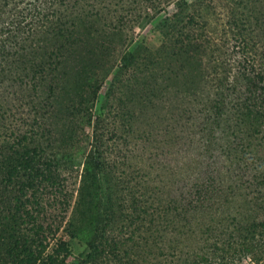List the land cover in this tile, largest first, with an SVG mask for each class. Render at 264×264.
<instances>
[{"label":"rangeland","instance_id":"rangeland-1","mask_svg":"<svg viewBox=\"0 0 264 264\" xmlns=\"http://www.w3.org/2000/svg\"><path fill=\"white\" fill-rule=\"evenodd\" d=\"M181 17L183 23L190 25L193 40L205 39L208 48L186 52L183 57L174 47L165 54L157 53L159 70L151 78L158 87L171 89L154 115L145 114L141 122L132 126L130 117L122 115L126 110L125 105L120 106L123 100H119L125 98L127 78H131L136 60L143 53L148 55L163 48L166 43L163 24L167 19L176 22ZM67 28L70 30L66 32L72 30L76 37L89 42H77L79 45L69 52L65 88H69L72 79L69 76L75 65L79 67L87 60L95 62L100 75L96 85L98 103L105 105L99 130L112 146L100 156L87 139L93 128L86 126L77 132L75 146L66 144L63 137L56 148L43 153L45 159H40L37 169H43L51 179L38 178L25 196L12 187L0 192L11 209L17 196L25 204L20 203L21 209L15 216L18 225L15 237L10 235L9 226L1 229L0 225V264H30L29 260L24 261L23 246L13 242L29 235L39 236L43 241L44 255L54 253L64 264H161L162 255L174 246L186 252L210 250L211 245L198 243L192 234H187L181 245L169 242L166 238L173 228H164L159 222L157 226L167 236L165 244L143 245L138 235L147 230L152 232L150 218L156 203L171 202L183 184L192 188L207 177L216 182L219 193L229 200L234 201L233 196L242 197L248 178L242 161L253 152L251 148L260 149L264 157L263 129L239 125L228 137L216 128L214 120L249 119L228 107L215 118L211 111L217 108L216 101H222L215 92L218 82L225 80L229 86L227 93L235 87L234 91H243L254 99L249 90L254 83L248 81L256 80L257 72L264 71V45L256 39L248 0H11L8 6L0 4V44L7 47L13 39L19 44L16 36L8 40L5 37L9 30H16V35L20 32L25 38L23 43L26 42L23 46L32 43L28 51L39 52L34 59L31 52L21 50L26 59L36 60L43 51L39 48H51L63 38L60 31L65 33ZM86 44L102 49L85 58L89 55ZM17 47L10 48L12 54L5 55L6 58L0 56V144L11 142L15 135L27 131L26 143L34 147L49 127L65 135L61 109L67 91L58 95V112H53L49 99L45 98L49 80L37 90H21L14 81L26 75L20 74V67H14L19 66ZM153 57L154 53L147 60ZM5 76L9 79L2 81ZM123 77L126 82L118 85ZM194 91L199 93L193 96ZM180 104L187 108L176 109ZM122 135L128 141L120 138ZM235 138L240 140L230 150L227 143ZM239 158L242 161L237 162ZM234 202L233 206L242 207L244 199ZM233 261L255 264L238 257Z\"/></svg>","mask_w":264,"mask_h":264},{"label":"trees","instance_id":"trees-1","mask_svg":"<svg viewBox=\"0 0 264 264\" xmlns=\"http://www.w3.org/2000/svg\"><path fill=\"white\" fill-rule=\"evenodd\" d=\"M2 3L8 6L11 0H0V4ZM248 7L252 18V25L254 31H256V39L264 45V0H248ZM35 8L32 7L31 9ZM182 20L181 17L180 21L177 19L175 20L176 22H173L172 18H168L163 24L166 28L163 31L166 36L164 41L166 43L163 48L157 50L159 52H150L148 55L143 53V56H140V59L136 60L137 66L132 73L134 74L137 71L139 75L131 74V78L126 77L127 82L126 80L123 82L125 77L117 82L118 85L126 82L127 89L123 91L125 98H117L123 100L120 106L122 104L125 105L124 110H126V113L123 111L125 114L122 115H128L130 117L132 126L136 125L137 122H141L145 114L147 117L148 114L154 115L159 108L160 101L166 97L167 90L171 89V87H158L154 82L155 79L151 78V75L159 70L156 61L157 53H159L158 55L165 54L168 49L174 47L173 49H176L181 55L180 57H183L186 52H199L207 45L205 39L194 41V36H191L192 34L190 33V25L183 23ZM69 30V28L65 29V33L58 30L62 33L63 38H59L51 48H39L43 51L36 60L31 58L26 59L25 53L21 54V50L26 49L28 51V46L32 47V43L28 44L27 47L26 45L23 46L26 43H23L25 38L23 36L21 37L22 34L20 32L19 35H16V30L13 32H11L12 30L7 31L5 39L8 40L9 37L13 39L16 36L19 39V44L17 43L18 40L15 43L13 41L14 39L12 40L13 43L7 47L4 44H0V56L3 58H6L5 55L7 54H12L10 53V48L18 45L16 55L19 58V61H17L19 66L15 65L14 67H20V74H25L26 77L23 78L20 76L14 82L19 84L21 90L25 88L37 90L49 80V89L45 90L47 93L45 98L49 99L48 101L53 112H58V95L62 94L63 91L65 92V90L67 91V97L61 109L65 117L62 124V127H65L64 136H61L58 130H54V127H49L45 137L41 138L34 147L26 143L29 138L27 131L15 135L11 142L0 144V192L3 189L8 190L9 187H12V190L16 189L22 196H25L28 190L34 187L38 178L51 179L50 175L45 173L43 169H37V163L40 159H45L43 153L56 148V143L63 137L66 144L70 143L75 146L76 139L78 138L76 136L77 132L86 126H92L93 128L92 136L90 135L87 139L91 142L92 147L98 150L100 156H104V151L112 146L110 142L106 141L105 134L99 130L105 105L98 103L99 89L96 85L98 80H100V75L95 62L87 60L79 67L75 65L74 69H71L73 71L71 72L72 76H69L73 80L70 79L69 88H65V68H67L66 62L70 57L69 52L74 51L75 46L83 43L82 41L84 43L89 42L85 38L81 39L76 37L72 33V30L70 31L71 33L66 32ZM27 37L29 38V34ZM84 47L87 54H89L85 58L92 57L90 55H95L102 49L100 46L94 47V44H86ZM33 48L35 49V47ZM5 49L7 50L6 52L4 51ZM1 50H3V53H1ZM28 52L33 54L34 59L36 57L35 55L39 53L38 51L34 52V50ZM153 53L154 57L147 60ZM121 61H123V66L125 64V58L122 57ZM179 70L181 72L183 71L182 68H179ZM173 72L174 70L171 71V73ZM160 74L162 76L164 75L163 72H160ZM176 74L178 76L177 72ZM53 76L56 77L53 78ZM255 76L256 80H247L249 83H254L253 89H249L254 93V99L248 93L240 90L234 91L235 87L232 88L231 93H227L229 86L225 84V80L223 79L222 82H218L215 86V92L219 95L218 100L222 101H216L215 107L217 108L211 110L212 112L214 111V118L220 115L222 110H225V107H228L231 111L244 113V116L249 119L241 120L240 122L234 120V117H227V120L222 122L214 120L216 128L222 129L227 133L226 136L228 135V137L237 131L235 126L239 125L249 127V129L256 127V129L259 128L261 131L262 129L264 130V71L257 72ZM7 79L9 77L5 76L1 80L4 81ZM197 92L194 91L192 95H196ZM177 108L184 110L187 107L184 104H180ZM194 112L196 110H193ZM55 122L58 121L56 120ZM121 137L124 141H128L127 136L122 135ZM116 140L113 139V142ZM239 140L236 139L234 142L232 140L228 141L227 148L232 150L233 145L236 144L235 142ZM250 141L249 144L251 143ZM250 145L253 146L252 144ZM251 149L253 152L248 153V157L244 161L240 158L237 160V162H243V169L248 176L246 182H244L245 184L247 183L245 185L247 188L246 194H242L240 198L233 196L236 202L244 199V203L241 205L242 207L233 206L235 202L229 200L221 191L220 195L216 182L213 180L210 181L207 177L198 180L199 182L194 183L191 186L192 188L183 184L176 190V196L173 197L171 202L164 201L156 203L152 213L153 217L150 218L152 232L149 233V230H147L145 233L138 235L143 245L165 244V238L167 236H165L164 230L157 226L159 222L164 228L166 226L173 228L171 232L166 231L167 234L169 232L166 239L169 242L171 241V243L174 242L175 245H181L188 238L186 235L192 234L198 243L206 242L207 245L212 246L210 250L201 248L193 252H186L176 246L171 247V249L162 255L161 264H235V261H233L235 257H238L242 261L248 260V262L255 264H263L264 157L261 156L260 149ZM230 153V157L233 156L232 151ZM3 197L0 194L1 229L9 226L12 231L10 235L15 237L14 232H17L18 228L15 216L21 209L19 207L20 203L25 204L22 200L23 198L17 196L14 209H11L8 205L9 201L2 199ZM228 203L232 209H229L230 206ZM7 205L8 208L5 209ZM231 212L232 219L230 218ZM12 217H14V221H12ZM229 218L232 220V223L229 222ZM39 239V236L29 235L22 239H16L13 242L14 245L23 246L21 251H24L26 254L24 261L29 260L30 264H37L39 259V264H64V261H60L54 253L44 255L45 247H41L44 243ZM161 248L164 249V247ZM95 252H98L97 249ZM95 256L96 258H92L97 259V255ZM18 261L22 263L20 259ZM232 261L233 263H231Z\"/></svg>","mask_w":264,"mask_h":264}]
</instances>
